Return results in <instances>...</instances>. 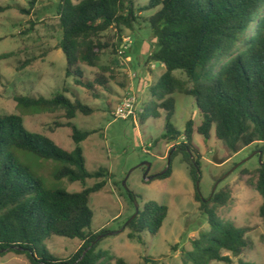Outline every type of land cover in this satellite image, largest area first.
Returning a JSON list of instances; mask_svg holds the SVG:
<instances>
[{"label": "trees", "instance_id": "1", "mask_svg": "<svg viewBox=\"0 0 264 264\" xmlns=\"http://www.w3.org/2000/svg\"><path fill=\"white\" fill-rule=\"evenodd\" d=\"M139 1L60 0L59 48L67 58L66 78H73L76 86L99 98L97 88L108 90L111 80L118 76L116 64L111 60L105 63L104 57L120 54L125 30H134L141 23L150 29L156 47L148 65L160 63L165 72L150 89L156 105L149 104L139 119L144 123L149 111L159 119L160 111H164L161 139L175 143L170 149L169 167L157 179L170 178L173 159L182 155L210 226L209 231L201 232L192 241L191 251L182 252L183 264H232L231 256L224 252L238 258L249 249L250 242L245 229L217 214L216 209L231 199L230 192L222 190L208 201L202 200L197 190L202 180V156L194 136L210 140L214 131L229 158L253 145L264 156V0H149L141 8ZM151 10L158 11L147 18L139 16ZM250 30L254 34L247 38ZM109 32L113 35L109 36ZM8 58L9 55H0V61ZM84 66L98 70L94 80L87 77ZM177 71L181 77L175 76ZM2 78L0 70V84ZM119 85L127 89L128 76ZM68 92L64 88L50 98L21 95L15 101L19 108L34 114L62 113L66 122L56 125L72 130V152L47 136L30 132L22 115H0V256L14 253L25 256L30 264H128L107 250H98V238H106L107 233L92 231L94 213L90 201L93 194L106 187L112 175L105 169L88 172L81 144L95 132L80 130L73 120L78 114L89 116L95 109L74 93L69 97ZM176 93L193 97L200 116L198 121L187 122L182 141L172 123ZM19 152L58 162L61 166L56 180L82 184L88 179L102 181L77 193L47 189L21 161ZM256 190L264 198V162L258 170ZM129 196L132 202L139 198L134 193ZM168 214L167 206L147 202L126 226L128 238L144 244L146 234H159ZM260 217L264 222V202ZM54 237L77 239L83 244L74 257L61 260L45 244ZM143 264L159 263L145 258Z\"/></svg>", "mask_w": 264, "mask_h": 264}, {"label": "rangeland", "instance_id": "2", "mask_svg": "<svg viewBox=\"0 0 264 264\" xmlns=\"http://www.w3.org/2000/svg\"><path fill=\"white\" fill-rule=\"evenodd\" d=\"M59 3L60 0H0V7L4 9L0 12V55H9L8 59L0 61L3 76L0 115H22L30 132L47 136L62 149L72 152L75 149L72 130L56 125L66 122L62 113L34 114L32 110L19 108L15 97L50 98L67 88L69 97L74 93L83 103L93 107V114H78L73 123L82 131L95 132L81 144L88 172L105 169L112 175L106 187L93 194L90 201L94 213L92 231L107 233L106 238H98L101 241L98 250H107L128 264H143L145 258L159 264H183L182 252L191 251L192 241L201 232L209 231L210 226L202 203L196 198L195 184L182 155L173 159L170 178L157 179L168 169L170 149L175 144L161 139L165 113L161 110V118L155 119L149 111L144 123L139 119L137 124L113 115L117 104L126 95L123 91L127 89L119 85V82H125L126 76L136 75L142 80L138 95L142 110H146L151 103L156 105L150 89L165 72L164 67H156L152 63L148 65L156 40L144 23L135 25L134 30H125L124 38L131 40L125 54L104 57L105 63L111 60L116 64L117 80H111L108 90L97 88L99 98H95L91 92L76 86L73 78H66L67 58L59 48L62 38L57 15ZM148 3L149 0H140L138 7ZM157 11H145L139 16L147 18ZM253 34L254 30H250L246 37ZM112 35L109 32V36ZM83 69L90 80L98 74L96 69L86 66ZM175 76L181 77V72H175ZM174 98L172 123L181 135L179 141H182L187 122L191 119L198 121L200 116L193 97L176 93ZM194 143L202 156L201 198L208 201L215 189L214 193L222 190L230 192L231 199L226 206L216 209L217 214L236 227L245 229L250 242L249 249L242 256L235 258L228 252L224 255L231 256L232 264H240V261L264 264V222L260 217L264 198L256 190L258 170L264 162V156L259 155L260 149L253 145L229 158L214 131L210 140L195 135ZM19 156L50 190L77 193L102 181L88 179L82 184L70 183L67 179L56 180L55 175L61 166L58 162L25 152H19ZM130 193L139 198L132 202ZM150 201L167 206L169 214L159 234H146L144 244H139L128 238L130 231L126 226L136 213V202L141 211ZM45 244L54 256L66 260L74 257L83 243L77 239L54 237ZM0 264L30 262L25 256L8 253L0 256Z\"/></svg>", "mask_w": 264, "mask_h": 264}, {"label": "built area", "instance_id": "3", "mask_svg": "<svg viewBox=\"0 0 264 264\" xmlns=\"http://www.w3.org/2000/svg\"><path fill=\"white\" fill-rule=\"evenodd\" d=\"M131 43L130 38H124V44L121 47L120 55L124 54V50ZM133 80L138 79L136 75H131ZM144 113L142 110L139 96L134 91H129L126 95L121 99V101L117 104L114 109L113 115L117 119L121 120H133L135 124L138 123L139 117ZM146 153L149 154L150 150L147 149Z\"/></svg>", "mask_w": 264, "mask_h": 264}, {"label": "crops", "instance_id": "4", "mask_svg": "<svg viewBox=\"0 0 264 264\" xmlns=\"http://www.w3.org/2000/svg\"><path fill=\"white\" fill-rule=\"evenodd\" d=\"M159 67H164V66L163 65H160ZM128 77H129L128 78V80H129V87L127 88L126 91H123V95H125L129 91H134V92H136L139 95V92L141 91L142 80L141 79L133 80L131 78V76H128Z\"/></svg>", "mask_w": 264, "mask_h": 264}, {"label": "water", "instance_id": "5", "mask_svg": "<svg viewBox=\"0 0 264 264\" xmlns=\"http://www.w3.org/2000/svg\"><path fill=\"white\" fill-rule=\"evenodd\" d=\"M160 65H161L160 63H157V64H156L157 67H159ZM259 155L263 156L262 152H260ZM261 164H262V163H261ZM164 173H165V172H163L161 175H163ZM145 179H146V180H152V178H147V177H145ZM199 184H200V183L198 182V183H197V190H198V192L200 193ZM215 190H216V189H215ZM215 190H214V192H215ZM214 192H213V194H214ZM213 194H212V195H213ZM202 200H203L204 202H206L205 199L202 198ZM139 213H140L139 204L136 202V213H135L134 217L130 220V222L133 221V220L139 215ZM130 222H129V223H130ZM129 223H128V224H129Z\"/></svg>", "mask_w": 264, "mask_h": 264}]
</instances>
